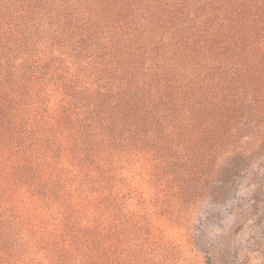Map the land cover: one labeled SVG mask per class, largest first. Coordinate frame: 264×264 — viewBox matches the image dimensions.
Wrapping results in <instances>:
<instances>
[{
    "label": "rangeland",
    "instance_id": "rangeland-1",
    "mask_svg": "<svg viewBox=\"0 0 264 264\" xmlns=\"http://www.w3.org/2000/svg\"><path fill=\"white\" fill-rule=\"evenodd\" d=\"M225 5L0 0V82L20 80L0 117V264H264V43L215 59L182 23ZM68 100L84 130L46 124L63 157L38 156L41 187L25 133Z\"/></svg>",
    "mask_w": 264,
    "mask_h": 264
},
{
    "label": "trees",
    "instance_id": "trees-1",
    "mask_svg": "<svg viewBox=\"0 0 264 264\" xmlns=\"http://www.w3.org/2000/svg\"><path fill=\"white\" fill-rule=\"evenodd\" d=\"M219 1H225V9L217 14L211 12L208 15L206 20L210 25L202 23V20L196 18L198 16H196V13L193 14L194 17L188 16L186 18L187 20L183 21L182 23H188L191 27L194 26L193 29L197 32L196 34L198 36V42L204 41L205 45L211 44L209 45V48L216 54L215 59H217L218 55L219 58L222 56L227 60L234 61L238 56L242 55L241 53H243L244 48L249 46V44L264 43V0ZM210 18H212V20ZM195 27H197V29ZM209 30H212V32L209 33ZM259 32L262 34V36ZM258 36L260 38H257ZM215 42H217L219 47L216 46ZM150 69L151 70L149 73L152 77H166V85L160 92V96H170V91L174 89L175 85L173 83L174 78L170 71H166V68L161 64L154 65ZM6 71V68L2 70V74ZM9 71L10 73L8 74V78H2L0 82V85L3 88H6L5 91L1 93L0 117L7 114H12V116H15V113L12 110H8V103L15 99L16 90L14 87L15 84L17 85L20 80L16 77L14 70V73L11 70ZM25 74L26 73L24 72L22 73V75ZM78 113L79 111H76L74 102H72V100H68L66 104L62 103L59 105V107L55 110V114L51 115V118L47 120H45L44 117L40 118L38 120L39 128L37 127L36 130H30L25 133L26 138L23 142L25 150H35L34 154L31 156V158H29V162H26L25 165V168H27L29 172L33 171L32 175L29 174L27 177L28 181L31 180L33 182L32 179H35L37 185L41 187L43 186L40 182V179H38L36 176L38 175L36 170L46 165V160L39 165H35V161L40 159L38 156H43L49 153L51 154L50 156L58 157L59 164L61 163V159L63 157V145L60 144L61 138L57 140V137H59L57 129H54L53 127L48 128L46 124L50 122L51 119L53 121L57 120L60 123L66 124V130L70 127L71 123L76 122L77 126L73 127L77 128L80 126L82 130H84L82 120L85 119H80L77 116L79 115ZM83 135L84 134L81 133L78 138L79 144L81 145L79 148V153H81L82 156L75 159L77 160L75 163L73 161L70 163L73 168L68 171L73 172L76 176L82 178V184L88 183L90 179V175H88L89 165H85L84 163V161H89L88 157H90V155L87 153L83 154L82 152L83 147L86 145V141L81 140ZM52 188L44 190V197L54 198L51 190ZM59 246L62 248V250H65L64 244ZM0 247V252L3 254L0 256V260H5L6 258H4V256L7 257L8 251H6L5 244L2 240H0Z\"/></svg>",
    "mask_w": 264,
    "mask_h": 264
}]
</instances>
